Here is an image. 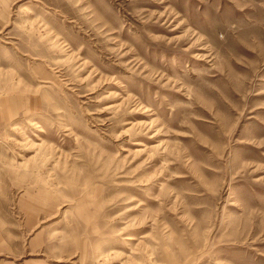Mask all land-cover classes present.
<instances>
[{"label":"rangeland","instance_id":"374dc122","mask_svg":"<svg viewBox=\"0 0 264 264\" xmlns=\"http://www.w3.org/2000/svg\"><path fill=\"white\" fill-rule=\"evenodd\" d=\"M0 264H264V0H0Z\"/></svg>","mask_w":264,"mask_h":264}]
</instances>
